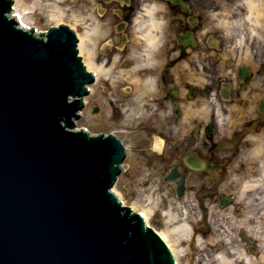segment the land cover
Listing matches in <instances>:
<instances>
[{
    "label": "flooded vegetation",
    "instance_id": "obj_1",
    "mask_svg": "<svg viewBox=\"0 0 264 264\" xmlns=\"http://www.w3.org/2000/svg\"><path fill=\"white\" fill-rule=\"evenodd\" d=\"M105 1L118 3L113 12L126 30L147 23L138 17L144 4L165 9L157 60L145 71L150 92L126 83L119 96L122 120L149 113L127 130L145 137L137 149L123 143L118 181L134 176L135 152L173 187L186 263L264 264V169L246 151L247 138L264 133V0Z\"/></svg>",
    "mask_w": 264,
    "mask_h": 264
},
{
    "label": "water",
    "instance_id": "obj_2",
    "mask_svg": "<svg viewBox=\"0 0 264 264\" xmlns=\"http://www.w3.org/2000/svg\"><path fill=\"white\" fill-rule=\"evenodd\" d=\"M0 0V264H177L113 189L115 134L74 130L96 76L61 24L35 34Z\"/></svg>",
    "mask_w": 264,
    "mask_h": 264
},
{
    "label": "rangeland",
    "instance_id": "obj_3",
    "mask_svg": "<svg viewBox=\"0 0 264 264\" xmlns=\"http://www.w3.org/2000/svg\"><path fill=\"white\" fill-rule=\"evenodd\" d=\"M17 2L19 1L14 2L15 5ZM20 2L22 9L27 12L28 20L33 23L35 34L45 33L51 27L61 24L68 25L75 30L80 42H85V50L83 48L79 50L87 67L89 64L85 57L91 54L96 62L109 70L115 59L120 60L130 51V45L123 50L121 48L126 47L128 41L134 36L142 35L141 32H137L140 28L139 23H134L131 30H126L125 25L121 27L117 14L113 12L118 8V3L109 4L105 0H22ZM106 9L109 10L104 15ZM81 51H84L85 55ZM90 71L93 72V70ZM115 81L116 77L111 79L101 77L99 74L96 76L95 86L85 101L81 118L75 120L74 130H84L92 136L115 134L127 148L137 149L145 136L135 135L127 130L134 128L130 124L141 126L140 123L147 120L146 115L149 111L135 112L130 120H122L118 102H120V94H124L122 89L125 91L127 84ZM136 117H141V119L135 121ZM131 155L135 163H139L135 165L134 176L132 178L121 177L113 192L125 206L132 208L135 213H150V225L165 238L177 254L181 250L182 254L178 258L179 264H188L184 258L187 247L182 246V241L188 235L182 230L174 231L178 227V201L171 193L173 187L161 182L156 175L150 174L152 169L145 166L143 160L135 152H130ZM132 165H134L133 162ZM127 186L132 187L131 194H127ZM174 206L176 209H172ZM167 234L171 238L166 236ZM202 249L210 248H207V243L204 242ZM206 253L208 255L204 254V258L206 256L212 262L210 257L213 255L212 251L206 250Z\"/></svg>",
    "mask_w": 264,
    "mask_h": 264
},
{
    "label": "bare ground",
    "instance_id": "obj_4",
    "mask_svg": "<svg viewBox=\"0 0 264 264\" xmlns=\"http://www.w3.org/2000/svg\"><path fill=\"white\" fill-rule=\"evenodd\" d=\"M15 1L16 0H14V2ZM18 1L19 2H17L16 5L14 3V6H13L14 8H13V11L11 13V17H14L16 19L18 26L20 28H22L24 30H33L34 31L33 23L28 20V18L26 16L27 12L25 11V9H22L23 6L20 2L22 0H18ZM53 18L57 19L56 17H53ZM137 32L139 33V31H137ZM130 40L128 41L126 47L121 48V50H123L130 45V52L131 53L126 59H120V60L115 59L112 62V65L109 68V70H106L104 65H101L98 62H96L94 57H92L91 54H88V57H85V59L88 60V64H89L88 70L89 71L93 70V73L95 74V76H98V74H99L101 77L104 76V77H108L111 79L116 77L115 82L133 83L135 85V88L137 89V91H139L142 94L145 92L144 95H148V93L150 92L151 81H150V83L147 82V78H148L149 74L145 73V71H149L148 69H150V67L152 66L153 63L145 61L142 57L144 42L142 40H140L138 36H134ZM78 48L79 49L83 48L85 50V48H86L85 42H83V41L80 42V40H79ZM83 52L84 51H81V53L83 55H85ZM156 54H157V52L154 54V59L157 60ZM79 55L81 56L80 50H79ZM159 58H160V60H162L164 62V58L162 56L159 55ZM148 84H149V86H148ZM125 151H126V147H125ZM141 214L144 216L147 226L153 228L149 222L150 221V213L148 214L146 212H143ZM177 221H178V219H177ZM181 229H182V226L180 225L174 231H180ZM166 236L170 237L169 234H167ZM163 239L165 240V238H163ZM165 242H167V241L165 240ZM199 242H201V241H199ZM167 244L169 245L168 242H167ZM177 245L178 244L176 243V246ZM170 248L172 249V251L174 253L175 260H176L177 264H179L178 258L182 254L181 250H179V253L177 254L176 250L174 248H172V246H170ZM220 260L223 264H229V260L227 257H222Z\"/></svg>",
    "mask_w": 264,
    "mask_h": 264
},
{
    "label": "clouds",
    "instance_id": "obj_5",
    "mask_svg": "<svg viewBox=\"0 0 264 264\" xmlns=\"http://www.w3.org/2000/svg\"><path fill=\"white\" fill-rule=\"evenodd\" d=\"M165 11L156 3H146L142 6L141 11L138 13V17H147L148 21L138 31L143 32V35L139 37L144 42V48L142 57L147 62L154 63V54L158 51L160 46L161 35L165 26V20L162 16L157 18V14ZM136 23H139L137 19ZM264 138V133L252 134L248 139L250 147L246 150L248 157L254 161H260V167L264 169V161H261V157H264V143H261V139ZM238 177H233V180H237ZM249 181L244 182V187H247Z\"/></svg>",
    "mask_w": 264,
    "mask_h": 264
}]
</instances>
